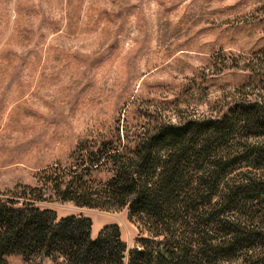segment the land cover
Masks as SVG:
<instances>
[{
    "label": "rangeland",
    "instance_id": "374dc122",
    "mask_svg": "<svg viewBox=\"0 0 264 264\" xmlns=\"http://www.w3.org/2000/svg\"><path fill=\"white\" fill-rule=\"evenodd\" d=\"M258 63L264 0H0V192L37 185L43 160L118 112L216 115ZM38 206L90 217L94 237L117 224L129 248L142 235L127 208Z\"/></svg>",
    "mask_w": 264,
    "mask_h": 264
},
{
    "label": "trees",
    "instance_id": "16d2710c",
    "mask_svg": "<svg viewBox=\"0 0 264 264\" xmlns=\"http://www.w3.org/2000/svg\"><path fill=\"white\" fill-rule=\"evenodd\" d=\"M226 110L179 122L118 112L37 167V185L0 192V264H264V63ZM249 89V90H246ZM127 208L142 235L40 202Z\"/></svg>",
    "mask_w": 264,
    "mask_h": 264
}]
</instances>
